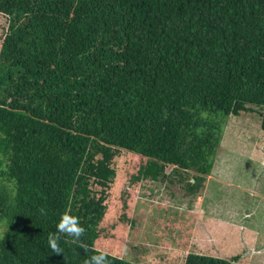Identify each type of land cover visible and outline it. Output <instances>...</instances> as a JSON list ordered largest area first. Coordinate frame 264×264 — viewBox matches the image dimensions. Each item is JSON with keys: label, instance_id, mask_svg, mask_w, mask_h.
Instances as JSON below:
<instances>
[{"label": "trees", "instance_id": "1", "mask_svg": "<svg viewBox=\"0 0 264 264\" xmlns=\"http://www.w3.org/2000/svg\"><path fill=\"white\" fill-rule=\"evenodd\" d=\"M0 13V264L96 254L123 150L147 159L139 175L171 164L203 180L223 119L256 106L264 131V0H0ZM68 209L86 233L55 254L47 237Z\"/></svg>", "mask_w": 264, "mask_h": 264}, {"label": "rangeland", "instance_id": "2", "mask_svg": "<svg viewBox=\"0 0 264 264\" xmlns=\"http://www.w3.org/2000/svg\"><path fill=\"white\" fill-rule=\"evenodd\" d=\"M7 21L0 13V47ZM222 121L213 167L203 180L171 164L139 175L147 159L127 150L118 154L94 246L135 264H183L189 253L264 264L260 110L252 106ZM0 159L1 171L6 160ZM4 229L0 221V236Z\"/></svg>", "mask_w": 264, "mask_h": 264}, {"label": "clouds", "instance_id": "3", "mask_svg": "<svg viewBox=\"0 0 264 264\" xmlns=\"http://www.w3.org/2000/svg\"><path fill=\"white\" fill-rule=\"evenodd\" d=\"M43 214V209H41ZM86 228L81 225L80 218L72 214L71 209L64 211L57 222L56 232H50L47 237V242L52 253L61 254L63 249L60 246L62 237H69L71 243L80 242L85 235ZM84 264H109L107 253L101 250H96V254L87 257Z\"/></svg>", "mask_w": 264, "mask_h": 264}, {"label": "crops", "instance_id": "4", "mask_svg": "<svg viewBox=\"0 0 264 264\" xmlns=\"http://www.w3.org/2000/svg\"><path fill=\"white\" fill-rule=\"evenodd\" d=\"M171 166L176 167V166H174V165H171Z\"/></svg>", "mask_w": 264, "mask_h": 264}]
</instances>
